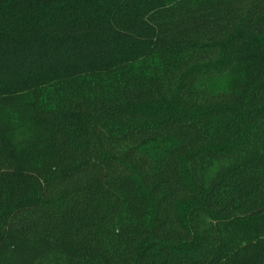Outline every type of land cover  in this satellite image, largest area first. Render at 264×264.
<instances>
[{"label":"trees","instance_id":"1","mask_svg":"<svg viewBox=\"0 0 264 264\" xmlns=\"http://www.w3.org/2000/svg\"><path fill=\"white\" fill-rule=\"evenodd\" d=\"M0 264H264V0H0Z\"/></svg>","mask_w":264,"mask_h":264},{"label":"rangeland","instance_id":"2","mask_svg":"<svg viewBox=\"0 0 264 264\" xmlns=\"http://www.w3.org/2000/svg\"><path fill=\"white\" fill-rule=\"evenodd\" d=\"M214 84H217V82H215ZM214 84H213V85H214Z\"/></svg>","mask_w":264,"mask_h":264}]
</instances>
